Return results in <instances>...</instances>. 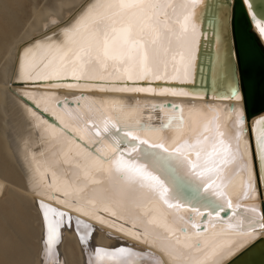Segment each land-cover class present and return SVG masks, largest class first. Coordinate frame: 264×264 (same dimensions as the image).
I'll list each match as a JSON object with an SVG mask.
<instances>
[{"label": "snow or ice", "instance_id": "1", "mask_svg": "<svg viewBox=\"0 0 264 264\" xmlns=\"http://www.w3.org/2000/svg\"><path fill=\"white\" fill-rule=\"evenodd\" d=\"M244 2L260 36L264 37V14L257 13L254 0ZM203 3L204 0H181L180 3L175 0H92L70 23L50 17L46 31L52 35H45L43 39L34 37L17 52L16 79L36 88L67 87L81 93L206 95L183 87H158L148 83L153 80L194 83L203 36L202 32L198 34L201 27L198 9ZM221 70L219 60L208 69L213 76ZM20 97L29 102L26 106L36 119L37 128L47 123L38 112L49 111L48 107H41V102L49 97L37 98L30 91L21 92ZM218 98L239 101L241 96L233 85ZM56 104L81 126L78 130L83 135L74 142L86 138L89 142L80 153L84 163L75 165L85 181L76 191L83 192L88 185H108L87 201L94 209L92 216L98 224L140 240L141 233L123 225L116 226V220L125 218L115 209L131 211L148 200L177 212L187 209L212 227L220 223L243 236L264 230V213L256 206L239 202L241 198L255 200L264 189V117L255 121L254 143L249 144L244 140V112L234 105L228 108L225 117L220 108L192 104L186 119L180 104L152 103V110L164 113L162 123L153 126L142 119L139 100L126 104L123 99L97 101L80 95L71 102L67 98L57 100ZM222 117L234 125L233 136L229 137L223 130ZM57 119L70 134L63 120L59 116ZM151 119L149 116L148 120ZM169 131L175 135H165ZM141 133L154 134L155 139ZM237 188L242 193L234 203L232 195ZM35 195L42 225L41 264H65L60 251L65 228H74L86 264H162L150 251L123 244L111 248L91 247L97 230L92 223L81 218L73 220L69 212L54 207L47 202L57 199L51 194L45 198L44 192L37 190ZM226 209L231 211L227 221L221 216ZM73 210L82 211L80 207ZM99 212L115 219L109 221ZM189 223L199 236L201 225L191 218ZM132 227L135 228V224ZM181 231L186 234L187 229ZM195 249L200 257L193 264H218L223 254L219 246L207 243L198 242Z\"/></svg>", "mask_w": 264, "mask_h": 264}, {"label": "bare ground", "instance_id": "2", "mask_svg": "<svg viewBox=\"0 0 264 264\" xmlns=\"http://www.w3.org/2000/svg\"><path fill=\"white\" fill-rule=\"evenodd\" d=\"M230 1L231 5L235 2V0ZM91 2L92 0H57L53 9L50 8L44 11H37L35 14L37 17L36 24L34 23L35 25L31 27L28 26L29 30L25 31V33L23 32L19 38H15L14 40L7 38L8 41H4L3 48L4 50L7 49L4 55L6 58H4V60H8V65H5L6 68L0 80V147L2 150L1 159L5 164H3V170L0 168L3 171H0V199L5 196L10 198V195L19 196L22 199L20 202L24 203L22 207L23 211L27 213V220L33 219V221L38 224L37 250L27 263L41 264L40 241L42 237V225L35 203V194L37 190H42L45 194V198L48 194L57 197V199L47 200V202L51 203L54 207L69 212L73 220L81 218L86 222L92 223L96 227L97 230L94 232L90 242L91 247H114L123 244L134 247L137 250L150 251L157 256L163 264H193V261L200 257V253L195 249V245L198 242L201 244L207 243L217 245L223 250V254L218 259V264H228L249 246L260 240L264 242V230L258 229L251 236H243L237 232L227 230L225 225H221L220 223L212 227L211 224L206 221L202 222V217L195 216L187 209H182L177 212L172 209H167L159 202H149L148 200L142 201L140 207L131 211L124 208L115 209L118 214L123 215L125 218L124 220H116V226L119 227L123 225L125 228L141 233L140 240L134 239L131 236H125L121 232H117L115 228H108L100 225L93 218L92 213L94 209L87 201L93 199L97 191L108 187V185L107 183L102 185H88L83 192L76 191L77 188L83 187L85 181L81 170L76 168L75 165L76 163H84V159L80 153L82 152L83 145L89 142L87 138L83 141H79V143L74 142L79 140V136L83 135V132L78 130L81 126L77 121L65 115L60 108L57 107V100L62 101L65 98L72 100L73 97L80 95L88 96L90 99L97 101L101 99H123L126 104H134L136 100H139L141 102L142 119L145 123H149L153 126H159L162 123L164 113L158 110H152L150 107L152 103L180 104L184 108L186 119L188 118L189 106L192 104L201 107L220 108L225 117L228 108L234 105L237 109L244 112V140L249 144L254 143V133L252 129L255 125L256 118H247L241 89H238L241 96L239 101L218 98L219 94L227 93L224 90L229 91L231 88V85H229L226 79H222L221 85L212 83L211 86H209L212 89L211 93L200 90L201 88H206L208 85L201 87L195 86L193 83L180 84L179 82L154 80L148 82L152 86L183 87L190 92L206 93V95L195 97L100 93L95 91L81 93V91L77 89H69L67 87L58 89L36 88L19 82L16 79L15 64L17 52L22 46L31 42L34 37L43 39L45 35H52L51 32L46 31V25L50 17H55L64 24L70 23L71 20ZM175 2L180 3L181 0H175ZM206 2L207 1L204 0V3L198 9L201 25ZM245 5L248 7L246 3ZM225 11L229 14L228 19L230 20V10ZM219 17L221 18V33L223 34L225 28L223 30L222 22L227 21V17L225 15L222 16V14H219ZM252 26L264 47V37L260 36L253 22ZM6 27V24L2 21L0 28L4 29L1 30L0 33L6 34V36L9 35L10 37L11 33ZM201 29L202 27L198 29V34L201 32ZM53 38L55 39L56 37ZM222 49L227 50V47L222 45ZM225 65L226 69L228 61H226ZM161 71L163 72V68ZM168 72L170 74L172 73L171 66H169ZM216 89H218V91L214 92ZM24 91L32 92L37 98L41 96L49 97L46 101L41 102V107L43 108L46 106L49 111L38 112L41 120L47 121V123H41L39 128L35 126L37 123L36 119L28 112L26 104L29 102L22 101L20 97V93ZM43 113H46V115L44 116ZM207 114L211 115L212 113L208 112ZM48 115L56 119L59 125L55 126L51 120H47L46 117ZM58 116L63 120L64 124L68 126L70 134L63 129V125H61L60 120L57 119ZM149 116L152 117L151 120H148ZM260 116H264V113ZM222 124L225 133L229 137L233 136L235 132L234 125L223 117ZM49 125L59 130L54 131L53 128H49ZM141 135H147L151 139H155V135L151 133H141ZM165 135L171 137L175 135V133L169 131L165 133ZM91 147L92 145L89 144V148ZM65 159L68 160L67 163H65ZM53 173H55V176H53ZM262 191L264 190L261 189V194L258 195L255 200L245 201L241 198L239 202L246 206H256L261 211L262 204H264V194L262 196ZM65 192H67L68 195H64ZM241 193L242 190L239 188L233 190L232 198L234 203L237 202V196ZM61 201H63V203ZM74 207H80L82 211H74ZM97 207H99V202L97 203ZM85 212H87L88 215H85ZM98 214L104 216L109 221L115 219L104 212H99ZM189 218L195 223L205 225L201 228L199 236L195 234L197 230L192 228L191 223H189ZM150 220L152 221L151 223H149ZM133 224H135V228L132 227ZM8 225L12 226L10 223ZM169 228L172 229L171 233L168 230ZM184 228L187 229L186 234L181 231V229ZM2 236L4 237V234ZM114 237H119V239H115ZM62 238L60 251L65 260V264H86V257L74 228H65L62 231ZM187 244L193 245V247L188 248L185 246ZM243 260L244 259H241L239 263H243Z\"/></svg>", "mask_w": 264, "mask_h": 264}, {"label": "water", "instance_id": "3", "mask_svg": "<svg viewBox=\"0 0 264 264\" xmlns=\"http://www.w3.org/2000/svg\"><path fill=\"white\" fill-rule=\"evenodd\" d=\"M206 1L201 25L203 37L193 85L201 87L208 85L200 90L211 93L212 89L209 86L212 83L221 85L222 79H226L231 87L234 85L237 90H242L247 118L257 120L264 117L260 116L264 113V47L253 30L249 8L246 7L244 0H235L233 5L230 0ZM254 7L257 13L264 14V0H254ZM225 10H230V20ZM219 14L227 17V21L222 22L223 30L225 28L223 34ZM222 45L227 47V50H223ZM217 59L222 65V70L212 76L208 71L209 65H214ZM226 61H228V66L225 69ZM216 91L218 89L214 92ZM224 91L228 92V90ZM71 106L75 107L74 104ZM43 115L45 116L46 113ZM46 119L51 120L55 126L59 125V122L49 115ZM263 194L264 191H262V196ZM261 212L264 213V204H262ZM221 216L226 221L231 216V211L226 209ZM202 222H205L204 218ZM204 226L201 224V228ZM241 259H244L242 264H264L263 240L249 246L228 264H237Z\"/></svg>", "mask_w": 264, "mask_h": 264}, {"label": "rangeland", "instance_id": "4", "mask_svg": "<svg viewBox=\"0 0 264 264\" xmlns=\"http://www.w3.org/2000/svg\"><path fill=\"white\" fill-rule=\"evenodd\" d=\"M56 3L57 0H0V27L3 21L11 33H9L10 37L0 33V80L8 65V60H4L7 51L3 48L4 41H8L7 38L10 40L19 38L23 32L29 30L28 26L36 24L35 14L37 11L53 9ZM3 29L0 28V32ZM1 153L0 147V168L5 165L2 162ZM2 170L0 169L1 172H3ZM20 200L22 199L17 195H10V198L5 196L0 199V264H28L27 261L31 260L37 250L38 224L33 219L27 220V213L23 211L22 207L24 203ZM7 222L12 226H9Z\"/></svg>", "mask_w": 264, "mask_h": 264}]
</instances>
